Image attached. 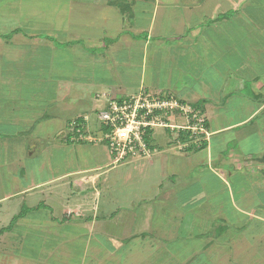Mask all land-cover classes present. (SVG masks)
<instances>
[{"label":"rangeland","instance_id":"374dc122","mask_svg":"<svg viewBox=\"0 0 264 264\" xmlns=\"http://www.w3.org/2000/svg\"><path fill=\"white\" fill-rule=\"evenodd\" d=\"M92 1L16 0L15 8L11 4L13 0H0V196L9 195L0 200V264H264L263 175L257 174L260 180H252L249 184L240 182L237 187L236 205L251 214L246 216L229 209L232 202L224 186L217 181L212 183L208 178H201L208 176L207 172L201 175L191 163L182 168L184 174L179 172L172 177L173 181L168 179L171 173L169 157L176 155V149L165 147L163 152H148L114 164L113 154L105 142L65 141V135L69 132L68 121L75 114H87L89 134L97 135L100 122L96 111L104 106L105 98L112 97L105 92L111 89L112 84L122 95L139 92V73L143 62L142 49L136 42L130 40L129 48L117 47L116 56H106L105 59L109 58L106 60L109 68L106 69L103 64L94 62L97 55L89 54L105 50L83 51L80 42L66 46L64 39L55 35L58 26L55 16L59 11L69 15L67 23L63 21L62 28L70 25L75 28L74 34L84 36L83 32L96 33L97 29L100 30L97 25L101 22L90 27L86 24H92L82 18L84 15L90 16L92 5L98 4V14L100 8H106L102 2L104 0H94L95 4ZM185 1V5L192 6L190 12L194 15L185 14L188 9L180 8L184 6L183 3L173 9L164 7L166 10L162 16L154 14L149 4L148 9L141 8L145 10V13H141L137 12L140 8L138 2L128 10L123 8L131 7L130 0H116L115 5L112 0V3L117 7L121 4L115 8L116 11L119 9L135 15L134 20L140 26L141 23L145 26L155 18L156 27L161 20L160 26L167 35L164 39L176 37L177 34L179 36L177 32L187 36H191V32L209 33L211 26L224 17L226 20L231 17L234 18L232 20L237 19L244 32L248 31L252 20L260 21V28L264 27V0H246L247 14L240 8L236 12V0H229L230 3L223 1L225 11L217 13L215 17L212 9L216 0ZM12 6L14 9L10 8ZM32 6L36 7L33 12L35 21L42 19L46 22V16L50 14L52 18L48 20L51 22H36L34 27L30 19V24L26 23L23 27L21 23L11 21L19 9H32ZM179 11L184 15L178 17ZM83 22L85 27L82 26ZM16 26L34 35L33 39L45 37L50 32L48 38L52 40V48L43 47L31 39L28 46H17L15 49L18 52L12 50V38L17 37L14 35L9 38L10 35L5 34ZM228 27L225 22L224 33L229 32ZM155 29L158 30L157 27ZM147 33L150 37V30L144 32L140 38L142 42ZM70 34L73 33L67 35ZM127 34V38H133L130 33ZM151 41L150 45H158L156 39L152 38ZM6 48L11 51H6ZM158 49L161 50L160 47ZM152 51L149 49L145 55L143 68H146L145 78L155 81L157 61L154 59L159 60L160 51L155 54ZM12 53L15 56L10 55ZM190 53L189 56L192 55ZM76 62L82 66L77 67ZM170 80L173 83L166 90L169 88L172 92L181 91L182 86L187 84L182 78L172 77ZM68 98L75 99V103L68 104ZM49 113H55L57 118H41V115ZM176 122L182 123L183 119L179 118ZM254 123L262 125L264 120ZM153 131V138L159 143L170 138L163 127L156 126ZM161 155L166 159L164 162L160 161ZM140 157L144 158L139 162H130V159ZM71 172L76 175H69ZM91 176H100L95 190L93 186L87 185ZM197 176H200L201 185ZM80 177L87 178L82 179L86 184L80 188L71 185L74 178ZM186 179H189L187 182L194 181L188 189L183 188ZM48 180V183L39 185ZM32 183L38 184L32 188L34 190L15 195L33 186ZM199 186L209 189L208 194L200 196ZM248 189L250 192L246 193ZM164 192L170 197L165 199ZM143 199L150 200L151 208H154L151 235L144 242L140 239L137 242L131 240L127 247L126 240L122 238L126 237L128 230V236L136 231L137 218H143ZM188 201L198 211L202 210L210 221L204 223L203 217L198 219L193 209L184 211L181 207ZM222 205L225 207L222 213L226 217L229 215L235 220L237 213L247 223L246 227L237 230L235 226L221 221L220 217L211 219L208 216ZM23 207L37 209L28 212L24 219L18 218L12 223ZM80 216L83 219L98 216V232L77 227L76 219ZM40 219L43 222L34 221ZM225 225L228 229H225ZM8 226L10 229H7ZM203 232L207 238L191 239L203 235ZM115 236H119L120 240ZM207 242L213 243L204 249L203 243ZM113 243H125V251L120 248L121 256L106 257L104 250Z\"/></svg>","mask_w":264,"mask_h":264},{"label":"crops","instance_id":"0c3cea01","mask_svg":"<svg viewBox=\"0 0 264 264\" xmlns=\"http://www.w3.org/2000/svg\"><path fill=\"white\" fill-rule=\"evenodd\" d=\"M13 1L14 3L11 4H13L16 8V0ZM114 1L116 0H113L115 5L116 2ZM223 1L225 3H230L229 0H216L215 4L213 5L214 7L211 6L213 7L212 15L214 17L217 13L225 11V5ZM102 2H104L106 8H100L99 14L97 12L98 7H96L98 4H96L92 5L93 10H91L92 12L90 16L84 15L82 17L84 21L92 24H86V26L92 27L96 22H101V24L97 25L100 30L97 29L96 33H94V31H91V33L83 32L84 36H79L78 34H74L75 28L70 27V25H68L70 23L67 24L68 27L62 28L63 21L65 20L67 23L66 18H68L69 15H67V12L59 11L55 16L56 24H58L57 29L55 30V35H57L60 39H64L66 46H70V44L75 42H80V48L83 51H85V49L87 51L88 49L99 48L101 50H105V52H98L97 54L95 52L89 54L90 56L97 55L98 58H94V62H99L96 64L100 65L103 64L104 68L106 69L108 67L106 60L109 59H105L106 56H116L118 53L117 47H125V49L129 48L130 40L132 43L136 42L137 45L142 49L143 62L141 66V72L139 73V91L147 90L158 95L171 94L189 104H197L202 114L206 118V126L208 131V136H206L205 140L202 141L201 144L200 141L204 138L198 142L201 146L197 150L194 149L196 148L194 145H190L191 141H184L182 143L177 142V134L170 130H167L170 138L165 140L163 143H159L157 139L153 138L152 133L150 141L151 146L149 145L151 154L163 152L165 147L170 150L176 149V155L173 154L169 157V159H171L169 167L171 173L168 174V179H172L173 181L172 177L177 175V173L181 172L184 174L182 168L185 165H189L191 163L192 167H195L201 175L203 172H207L208 176H201V178H208L212 183L217 181V183H220L224 186L223 189L228 194L229 201L232 202L228 207L229 209H232V211L238 212L242 215H251L247 210H245V208L236 205V198L238 197L237 194L239 191L237 190V187H239L240 182L245 181L246 184H249L252 180H260L257 174H260L261 176L263 175L264 177V123L262 125L260 123H254L256 120H264V27L260 28V21L255 22L252 20V24L249 26L248 31L244 32L245 29H242L240 22L237 21V19L232 20L234 18L231 17L232 19L226 20L224 17L222 20L216 21L215 24L211 26L209 33L201 34L199 32H191V36H187L185 34L182 35L183 32H177L180 34L179 36L177 34L176 37L164 39L167 37V35L164 32L162 26H160L161 20H159V26L156 25L158 30L155 29L156 27L154 26L155 18L154 20L151 19V21H149L145 26H143L144 24L142 23L140 26L139 23L135 22V15L132 13L127 14L126 11L122 12V10L120 11L119 9V11H116L115 8H119L121 4H119V7H117L113 5L112 0H104ZM130 2L131 4L129 5L131 7L125 6L126 8L123 9L128 10L132 7H135L136 3L138 2L140 8L137 9V12L145 13V10L141 8L148 9V6L150 5L154 14H157L158 16L160 14L162 16V13L166 10L164 7L168 6L173 9L177 8V6L183 3L184 6L180 8L188 9L185 11V14L188 13V15H194L193 12H190V10H192V6L185 5V0L183 2L181 0H130ZM92 3H94V0ZM143 4L145 5L141 7ZM234 5H236V12L240 8V10H245L247 14L246 0H236ZM14 6L10 8L14 9ZM90 6L91 5H89V7ZM109 8L110 10H108ZM34 9H36L35 6H32V9H28V7H26V9H19L17 11L19 15L16 13L15 18L11 21L15 23H21L23 27H25L24 24L26 23L30 24V19L31 25H34L36 22H51V20H48L52 18L50 14H47L46 22L42 19L35 21L33 19L35 17L33 15ZM108 11H111L110 14L107 13ZM17 15L19 16L18 18H16ZM178 15V17H180V15L183 16L184 13L180 12ZM96 19H99V21ZM225 22L229 26L228 33H224L226 32ZM82 26L85 27L84 22L82 23ZM34 27L36 26L34 25ZM179 29L180 27L177 30ZM148 30L151 31L150 37L148 33L145 34L143 36L144 40L142 42L140 38L142 34L144 32H148ZM27 32L28 31H22L20 26H16L5 34L8 36L10 35L9 38H12L14 35L17 37L12 38V50L18 52V50L15 48H17V46H19V48L28 46V42L31 39L36 43H40V45L43 47L52 48V40L48 38L50 37L48 35L50 32L46 34L45 37L36 39H33L34 35H30V33ZM70 32H72L74 35H67ZM107 33L108 35H105ZM127 33H130L133 38H127L126 36L129 35ZM154 35L156 36L153 37ZM152 38L156 39V44L158 45H150ZM2 41L1 43L3 44ZM159 47L161 50H157ZM149 49L153 50V54H155L157 51H160L159 60L154 59L157 61L155 64V66H157V78L155 81H151L150 78H145L146 68L145 70L143 68L144 61L146 60L145 55L148 54ZM6 51L11 50L6 48ZM190 52H192V55L189 56V54H191ZM10 55H13V53ZM80 66H82V64H78L77 67ZM93 66H95V64ZM64 76H66V74H64ZM172 77L182 78L184 82L187 81V84L185 83L186 85L182 86L181 91L172 92V90L169 88L166 90V87L171 86L173 83V81L170 80ZM98 82L101 81L98 80ZM108 83H110V85L112 84L111 82ZM110 87L111 89L109 91H105L107 94L116 98L125 96L120 94L118 90L116 91L118 88L113 86V84ZM149 87L153 88V90ZM96 95L99 96L98 94ZM67 102L68 104L75 103V99L68 98ZM78 115L81 114H75L70 119ZM49 117L57 118L55 113L41 115V118L43 119ZM230 144L232 145L230 146ZM189 146H191V148H186ZM255 155L258 156L256 157ZM143 158L144 157L133 158L130 159V162H139V160ZM165 160L166 159L161 155L160 161L164 162ZM149 163H152L151 160H149ZM68 174H71V176L76 175L75 172ZM99 177L100 176H91L87 185L93 186L95 190V188L98 187L97 179ZM198 177L200 176H197L196 178L198 179ZM83 178L87 180L85 177L74 178L71 181V185H74L76 188H80L82 184H86V182L83 183ZM246 178L251 180H245ZM188 180L189 179H186V183L183 185L184 189H188L191 183L193 184L194 182L193 179L187 182ZM48 182L49 180L44 181L39 185ZM198 183L199 185L202 184L199 179ZM31 185H33V183ZM37 185L38 184L26 187L23 190L16 192L15 195L18 193L27 192L29 190H34L32 188L36 187ZM199 188L200 189H198V193L201 194L200 196L203 194H208L209 189H204L201 186H199ZM248 192H250V189H248L246 193ZM246 193H244V195ZM163 195L166 196L164 197L165 199L169 196L166 193ZM8 196L9 195L7 194L5 196H0V200H3ZM149 201L150 200L143 199V206L141 210L143 218H137L136 231L133 233V235L128 236L130 233V230H128L126 237L122 238L123 240H126L127 247L130 246L129 241L135 240V242H137V240L140 239L144 242V239L151 235L150 229L152 227V211L154 208H151ZM193 205L194 204H191V201H188L181 208H183L184 211H191V209H193V214L197 215L199 217H197L198 219H202L203 217L205 223V221L208 220L206 219L207 215L203 213L202 210L198 211ZM224 208L225 207L223 205L218 206L215 209V213L208 216H211V219L212 217H220L221 221H224V223L227 225L235 226L237 230L246 227L247 223L242 221L243 218H241L237 213L235 220L229 217V215L226 217L224 213H222L225 211ZM24 218L25 216L19 219L22 220ZM98 219V216L90 219H83L80 216L76 219V226L84 230H88L89 228V231L92 230L91 232L96 233L98 232V226L96 223ZM34 221H40V223L43 222L41 219ZM227 225L224 226L225 229H228ZM221 233L222 230L220 234ZM204 235L205 234L203 232V235H197L191 239L196 240L198 238H207L204 237ZM113 238L111 237V239ZM115 238L120 240L119 236H115ZM212 243L213 242L203 243V248L208 249ZM124 245L125 243H113L112 246H107V249L105 248L106 250H104L107 254L106 257L114 258L116 256H121L122 251L120 248L125 251ZM93 246L95 245L93 244Z\"/></svg>","mask_w":264,"mask_h":264},{"label":"built area","instance_id":"2783aa9c","mask_svg":"<svg viewBox=\"0 0 264 264\" xmlns=\"http://www.w3.org/2000/svg\"><path fill=\"white\" fill-rule=\"evenodd\" d=\"M105 100L96 114L100 122L96 136L89 134L87 114L80 117L79 125L72 121L70 130L73 139L105 142L115 164L148 154L150 150L145 145L144 135L156 126L167 128L177 135L182 130L190 131V136L197 143L208 136L205 118L200 111L189 103L178 101L173 95L140 90L134 95L107 97ZM177 118H182L183 122H176Z\"/></svg>","mask_w":264,"mask_h":264},{"label":"trees","instance_id":"16d2710c","mask_svg":"<svg viewBox=\"0 0 264 264\" xmlns=\"http://www.w3.org/2000/svg\"><path fill=\"white\" fill-rule=\"evenodd\" d=\"M169 95H171V94H169ZM173 96H174V95H173ZM174 97H175V96H174ZM175 98H177V97H175ZM177 100L180 101V102H185V101L180 100V99H178V98H177ZM186 103H187V102H186ZM191 105H192L193 107H195L196 109H198V110L200 111V113L202 114V112H201V110L199 109V106H198L197 104H191ZM102 107H103V106H102ZM98 111H99V110H98ZM98 111H96V114H97ZM82 115H84V114H81V115H78V116H76V117H73L72 119H70V120L68 121L69 132H68L67 135H65V141H66L67 143H71V142H78V143H80V142H84L83 140L73 139V134H72V131L70 130V127H71V123H72V121H76L77 124L79 125V123L81 122L80 117H81ZM202 115H203V114H202ZM203 116H204V115H203ZM204 118H205V116H204ZM178 119H179V118H177V120H178ZM88 124H89V122H88ZM75 127H76V126H75ZM205 127H206V129H207V126H206V118H205ZM165 129H167V128H165ZM167 130H169V129H167ZM152 133H153V129H152V130H148V131L146 132V134L144 135V141H145V145L147 146V148H149ZM190 134H191L190 131H187V132H185V130L179 131L176 140H177V142H179V143H182V142H184V141H187V142H188V141H191V144H190V145H194V146L196 147V148H194V149L197 150V149L201 146L200 144H201L202 141L205 140V138H204L203 140H201V141H200V144H199V143L195 142V140L190 136ZM202 144H203V143H202ZM150 146H151V145H150ZM186 148H191V146L186 147ZM186 148H185V149H186ZM34 209H35V208L23 207V208L21 209V211H20L16 216H14V219H13L12 223H13L14 221H16V219L25 216L28 212H30V211H32V210H34ZM7 229H10L9 226L7 227Z\"/></svg>","mask_w":264,"mask_h":264}]
</instances>
